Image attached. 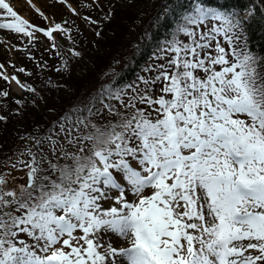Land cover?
<instances>
[{
  "label": "snow or ice",
  "instance_id": "1",
  "mask_svg": "<svg viewBox=\"0 0 264 264\" xmlns=\"http://www.w3.org/2000/svg\"><path fill=\"white\" fill-rule=\"evenodd\" d=\"M244 23L191 0L150 75L29 137L11 164L26 179L0 171V264H264V57Z\"/></svg>",
  "mask_w": 264,
  "mask_h": 264
},
{
  "label": "trees",
  "instance_id": "2",
  "mask_svg": "<svg viewBox=\"0 0 264 264\" xmlns=\"http://www.w3.org/2000/svg\"><path fill=\"white\" fill-rule=\"evenodd\" d=\"M205 3L240 16L251 10L250 21L244 23V39L253 53L264 57V0H205ZM190 10L191 0H162L145 20L136 22L139 15L136 6L126 11L112 7L110 18L97 36L82 43L78 63L69 64L62 76L48 74V88L34 92V98L25 103H16L15 112L4 115L0 126V168L20 158L23 142L42 136L73 106L95 98L102 89L123 88L138 83L140 76L150 75L146 69L160 63L155 59L160 47L175 32L179 17ZM131 26L136 27L134 32L129 31ZM72 36L79 37L73 33ZM113 66L116 68L111 69Z\"/></svg>",
  "mask_w": 264,
  "mask_h": 264
},
{
  "label": "rangeland",
  "instance_id": "3",
  "mask_svg": "<svg viewBox=\"0 0 264 264\" xmlns=\"http://www.w3.org/2000/svg\"><path fill=\"white\" fill-rule=\"evenodd\" d=\"M161 2L162 0H66L65 3H60L59 0H21L19 2L21 4L18 7L25 8L26 17L24 19L28 20L31 25L27 30L32 32L33 36H25L22 33H15L10 30L9 32L15 33L19 40H22V36H24L30 42L36 43V47L34 50L24 52L22 57L18 59L15 52H20L25 50V48L14 45V51H8L5 54L8 58L7 63L1 61L0 54V64L4 66L0 68V117H4L8 113L13 114L17 108V101L25 103L29 99L34 98V92L48 88V74L62 76L69 64L77 62L79 57L74 55V53H78L81 50L83 42H87L92 37L97 36L99 30L110 18L112 7H119L122 11H126L136 6L139 11V15H136V22H139L142 19L145 20L153 10L157 9V5ZM69 4L75 9V13L69 9ZM13 10L15 11V8ZM85 17L88 19H85ZM243 17L246 21L249 20L247 14ZM6 18L8 20L3 21ZM0 23H18V20L7 16L0 18ZM56 24H61L63 28L68 29L71 39L63 33L55 32L53 33L55 46H53V41L49 40L43 31L37 32L36 29L49 30ZM135 30V26L129 28L130 32ZM72 33L79 37H73ZM0 42L4 43L2 40ZM114 68L116 66L111 67V69ZM19 69L24 71L21 72ZM40 71H44L46 74L41 75ZM5 75L9 77V80L3 79ZM11 77H16L20 84L30 86L35 91H27L21 88L20 84L11 80ZM4 92H7L8 95L4 96L2 94ZM2 124L3 120H0V126ZM32 145L33 141L23 142L24 151ZM18 159H27V157H18L11 161L6 168H0V171L11 172L17 181H22L26 179L24 172L11 168V164L16 163ZM129 199L131 200L132 197ZM107 205V203L104 204V206ZM124 246H127V244Z\"/></svg>",
  "mask_w": 264,
  "mask_h": 264
},
{
  "label": "bare ground",
  "instance_id": "4",
  "mask_svg": "<svg viewBox=\"0 0 264 264\" xmlns=\"http://www.w3.org/2000/svg\"><path fill=\"white\" fill-rule=\"evenodd\" d=\"M21 0H6V2L10 3V5L15 8V11L17 12V15L21 18L24 19L26 17V10L24 7H18L21 3H19ZM0 15H2L0 18H5L7 17L4 13V10H0ZM5 15V16H3ZM9 18V17H8ZM8 18H6L3 21H7ZM0 40H2V42L4 41V43L2 44L0 42V54H1V61L3 63H7L8 58L6 57L5 54L8 53V51H14V45H19L25 48V50H21L20 52H15V54L17 55L18 59H20L22 57V55L24 54V52L27 51H31L34 50V48L36 47V43L34 42H30L27 38H25L24 36H22V40L17 39V36L15 33H11L9 32L8 29H0ZM13 62V61H12ZM14 83L16 82L15 80H13ZM18 91V90H17ZM20 92V91H18ZM129 198H131V196H129ZM109 205L104 206L105 208H107ZM113 240L115 241L114 246H119L121 243H123L124 245L127 244L126 241L122 242L119 238L117 237H113Z\"/></svg>",
  "mask_w": 264,
  "mask_h": 264
}]
</instances>
